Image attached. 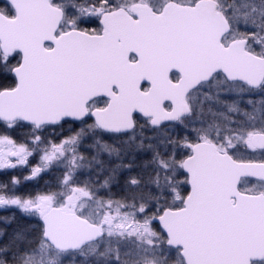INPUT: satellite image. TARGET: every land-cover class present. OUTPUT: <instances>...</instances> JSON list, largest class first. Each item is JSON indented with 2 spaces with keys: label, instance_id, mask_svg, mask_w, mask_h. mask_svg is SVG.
Listing matches in <instances>:
<instances>
[{
  "label": "snow or ice",
  "instance_id": "snow-or-ice-1",
  "mask_svg": "<svg viewBox=\"0 0 264 264\" xmlns=\"http://www.w3.org/2000/svg\"><path fill=\"white\" fill-rule=\"evenodd\" d=\"M0 264H264V0H0Z\"/></svg>",
  "mask_w": 264,
  "mask_h": 264
},
{
  "label": "trees",
  "instance_id": "trees-1",
  "mask_svg": "<svg viewBox=\"0 0 264 264\" xmlns=\"http://www.w3.org/2000/svg\"><path fill=\"white\" fill-rule=\"evenodd\" d=\"M1 214L2 215H0V216H7L8 215L7 213H1ZM9 215H11V214H9ZM13 227H15L14 224L13 225H5L4 224L2 229H4L7 234H10L12 229H13ZM7 239H8V235H5L4 237H0V240H7Z\"/></svg>",
  "mask_w": 264,
  "mask_h": 264
},
{
  "label": "rangeland",
  "instance_id": "rangeland-1",
  "mask_svg": "<svg viewBox=\"0 0 264 264\" xmlns=\"http://www.w3.org/2000/svg\"><path fill=\"white\" fill-rule=\"evenodd\" d=\"M1 213H7L8 215L11 214V212H5V211H0V215H2ZM0 225H1L0 226V229H2V227H3L4 224L3 223H0Z\"/></svg>",
  "mask_w": 264,
  "mask_h": 264
}]
</instances>
